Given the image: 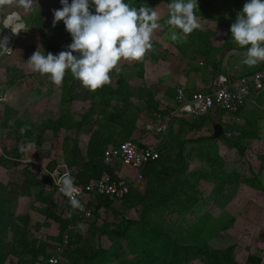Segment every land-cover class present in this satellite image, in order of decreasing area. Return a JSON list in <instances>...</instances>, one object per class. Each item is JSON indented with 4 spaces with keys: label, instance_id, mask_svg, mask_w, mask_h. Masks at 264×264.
<instances>
[{
    "label": "trees",
    "instance_id": "16d2710c",
    "mask_svg": "<svg viewBox=\"0 0 264 264\" xmlns=\"http://www.w3.org/2000/svg\"><path fill=\"white\" fill-rule=\"evenodd\" d=\"M158 1L125 0L126 3L137 7V9L141 6L153 9ZM163 1L166 5L170 2V0ZM221 1L223 9L229 3H234L235 0ZM218 3L219 0H198L196 15L202 17L205 10L218 14ZM39 16L40 23L37 26H43L41 35L48 38L53 30L59 31L58 39L47 44L46 55L49 52L57 55L61 51H66L67 46L72 43V39L65 30L63 22H57L53 27L52 21L50 26L46 27L43 13H40ZM167 18L168 15L159 21L165 28L170 27L165 23ZM209 35L210 33H202L197 29L187 35L186 39H189L191 44L198 43L199 52L197 54L201 58L210 59ZM152 45L155 46L153 43ZM142 66L143 63H139L140 77L143 76ZM76 81L70 71L66 73L60 86V107L62 108L58 118L56 120L45 119L39 125L42 130L51 132L56 138L63 132L59 149L64 167L74 168L82 171V174L89 175L86 180L77 181L79 184H83L90 178L91 180L99 179L103 171L106 170L101 159L108 145L117 146L125 140L134 141V135L143 131L142 128L137 127L138 121L153 125L147 130H155L154 116L156 113H165L166 108L160 110L151 90L143 87L139 90L138 99L143 100L147 106L144 109L145 112H142L140 107L129 102L130 95L121 93V90L126 87L123 79L119 78L116 82L117 89L103 86L95 92L91 91L93 100H97V102H91V107L88 110L75 115L71 112L70 105L73 101L72 88ZM116 97H122L118 100L120 105L112 104L111 99H116ZM261 98L264 97L261 96ZM241 109L242 106L236 113H230L219 107H214L205 110L196 117L190 116L191 121L187 123L189 130L201 133L194 139H183L176 128L173 130V124H170L167 138L172 140L174 147L170 144V146L168 145L169 149L164 151L165 143H161L162 146L157 150L158 159L145 165L142 169L144 187L139 190L131 186L128 193L120 200L96 194L90 195L87 205L92 208V216L87 221H81L75 214H71L68 218L58 217L48 207L39 209L38 211L42 215L53 219L58 224V236L50 239L51 243L42 242V248L34 246L33 236L29 233L24 237H16L12 243L5 245L8 231L3 219L12 216V203L6 197L7 189L0 185V264H40L53 254L55 247L61 248L58 264H191L196 260L202 264H239L233 255L234 246L215 249L208 243L209 237L213 236L216 231H227L232 227L235 222L232 216L226 215V221H224L225 218L223 220L214 219L206 213L187 230L179 228L178 221L183 213L191 211L205 201L206 195L200 190L201 182L212 184L211 197L221 194L227 187L241 184L264 194V186L260 182V176L264 173V154L256 156L258 170L254 173L250 169L251 177H245L235 169L227 170L225 161L218 155V144H222L226 150L234 152L240 158H244V162H246L248 150L246 144L259 139L257 121L253 116L245 117L242 125L234 122V118L240 117ZM95 114L102 116V119H99L98 116L95 117ZM225 116H228L229 120L223 122L222 118ZM176 120H178L177 117L174 118V122ZM181 122L184 124L185 120L182 119ZM215 123H220L223 133L218 138L212 139L210 138L212 126ZM34 126L31 122H14L18 138L16 137L13 148L1 149L5 156H13L15 161H12V164L14 166L20 164L16 160L23 158L27 155L26 153L30 152L33 155L39 153V148L44 142L42 134L37 135L32 131ZM85 126L88 128L83 129ZM177 126L180 131H183L180 123ZM22 129L26 130L21 131ZM81 131H85L87 134L91 132L88 134L89 139L84 155L77 150L76 139L70 133L74 132L77 135ZM167 133L162 136V139L166 137ZM164 140L166 141V138ZM33 144L34 146H32ZM173 150L176 151L175 156L172 155ZM188 152L193 155L191 159L187 157ZM4 159L6 157L2 154L0 157L2 166L6 162ZM191 161L198 164V167L193 171H189L188 168ZM32 165L33 163H28L24 169L27 170ZM248 165L250 166V164ZM44 167L49 173L47 178H50V173L58 170L57 160H50ZM111 168L107 167V171H110L109 174H111ZM40 171V167L35 166L34 172H29L32 178L30 186L37 204H43L47 194L51 195L56 191L51 180L40 177ZM117 203H120V206H117ZM66 206L71 205L67 203ZM123 209L136 211L138 218H127L123 215ZM100 211H110L115 220L109 222L104 219L99 224ZM77 225H82L84 231L97 243L87 248L82 247L81 235H72L69 229V227ZM68 230V239L64 241L63 235ZM102 238L107 240L108 247H103L100 244ZM9 247L12 249V260L8 253ZM245 250L248 251V254L243 264H261L262 259L259 255L249 252L248 247Z\"/></svg>",
    "mask_w": 264,
    "mask_h": 264
},
{
    "label": "crops",
    "instance_id": "0c3cea01",
    "mask_svg": "<svg viewBox=\"0 0 264 264\" xmlns=\"http://www.w3.org/2000/svg\"><path fill=\"white\" fill-rule=\"evenodd\" d=\"M37 1L43 5L45 4L44 5V7H46L45 11H48L49 8L54 9L56 6L58 7V9L61 8L60 0H37ZM37 1L36 3H38ZM221 2L222 1L219 0L218 14H216L214 11L205 10L202 17L197 16L198 22L201 25V27L197 30L201 31L202 33H210L208 38L209 45L211 48L210 59L201 58L200 56H198L197 54L199 52L198 43L191 44L189 39H184L183 35L180 33V30L173 29V31H176L177 34L181 36L180 40L173 41L170 38L171 33L169 31L171 26L168 28L163 27L162 29L155 30L153 34L159 33L160 36L163 37L165 36L164 40L162 41L163 38L161 37L160 40L159 38L157 40H153L152 38V43L155 44V46L152 49L161 50L159 51L160 56L158 57V53L149 52L146 53L144 58L139 61L121 60L118 63L117 69H114L110 73L112 82L108 85H105V87L111 89H117L116 82L119 78H122L126 89H122L121 93L123 92L124 95H130L131 98L129 99V102L131 101V104L140 107L142 112H145L144 109L147 105L143 100L138 99L139 90L143 87L146 89H150L154 95V100L159 104V109L164 110L166 108L165 113H156V114L167 115L170 111H173L174 108L176 107L174 96L177 87H183L186 94H190L194 92L208 93L212 91L213 88L215 87V83L219 75L226 76L230 81H232V83H234L239 77L247 74H251L253 71L257 70L261 66L263 61L258 62L254 66H247L242 64L241 61L243 59V53L246 51V48H240L232 40L231 32L229 30L231 24L235 22L237 13L242 10L243 5L246 2H248V0H235L234 3H229L223 9L221 6L222 5ZM69 3H71V0H69ZM153 9L157 11V13L159 14L160 20L168 15V8L163 0H159L154 5ZM34 12H36V10H31V6H26L22 2V0H10L9 3L0 5V43L3 33L7 30H12L13 26L15 28H18V32H19L18 37L14 40L13 54H11L10 56H6L3 54L0 48V98H1L0 139H2L1 142L4 144L1 146V148L5 150H9L7 148L8 147L7 142H9L10 144L11 138L14 139V144L16 141V137L18 138L17 133H15L16 132L14 127L15 121L33 123L35 126L34 128H32V131H34V129L37 126L40 127V125H36L35 123L39 122L40 124L43 120H45V118L42 117L41 120L38 119L34 120L32 118L36 116L38 118L39 116V114L34 115L35 113H31V114L29 113L33 109L32 107H36V105L39 104L38 103L39 100L28 101L30 99L29 96H31V94L26 93V88H28L29 85V83H27V80L29 79L28 76H30V78H35V77L38 78L40 76L42 79L44 78V76L33 71L28 72L26 69L25 71H23V69H20L18 71L15 68H14L15 70L12 69L13 63L15 64V67L17 66L16 63H18L19 65L20 63H24L21 61L22 58L20 56L22 53L20 51L21 47L19 46L20 44L23 43L22 39L31 40L28 34H25V32L28 30V27L26 26L24 19L26 20V18H30ZM39 13L42 12L40 11ZM43 15H44L43 18L44 20L49 17V15H46L45 13H43ZM38 23L40 22H35L34 26L38 28L41 33L43 26L42 25L37 26ZM44 23L46 25L45 21ZM19 38L20 40H18ZM45 39H46L45 37L42 38L43 44H46L44 42ZM17 40L18 42H16L15 44V41ZM141 62L143 63L142 66L143 76L140 77V71H139L140 69L138 65ZM132 70L134 72H132ZM45 81L46 83H44L43 85L45 84L47 85L45 86L46 90L44 93L42 91L40 92L39 91L40 89H34L31 86L29 87V90L33 91L34 94L37 95L39 98H42V100H46L47 104L49 103L50 100L49 96L53 94L52 93L50 95H46V93L48 92L47 89L51 88L52 90H57V92H55L56 95L58 96V100H57L58 107L55 108L56 114H53L54 113L53 110V111H49L52 114V118L48 116V118L50 117V119L56 120L60 114V109L62 108L60 107L61 89L60 87L55 86L50 79H46ZM72 96H73V101L70 107H73L75 103L86 102L88 104V108L86 109L79 110L77 112L71 111L75 115L81 114L84 111L88 110L91 107V102L93 101L97 102V100H93L94 97L91 91L84 88L78 80L74 82V86L72 88ZM261 96L264 97V91L259 93L253 92L251 96L247 98L245 103L242 105L240 117L239 118L236 117L233 119L235 123L241 125L244 123L245 117L253 116V118L256 119L258 132H259V139L253 141V143L264 141L263 140L264 98H261ZM120 98L118 97H116V99L112 98L111 99L112 104L118 103L120 105L121 103L118 102ZM46 111L48 110L46 109ZM39 113L40 116H42L44 110L41 109ZM97 116L99 119H102V116L95 114V117ZM177 119L178 120L174 122V117L172 118L171 121V124H173L172 128L173 127L176 128L183 139H194L197 136L201 135L200 132L189 130L187 123H190L191 117L187 113L182 112L181 114H179ZM182 119L185 120L184 124L183 122H181ZM154 120H155V116H154ZM228 120H229L228 116L222 118L223 122H226ZM178 123H180L183 131H180L179 127L177 126ZM181 123L183 124V126ZM8 124H12V130L9 129L8 133H6L4 129L8 128ZM136 125L138 128H142L143 131L137 132L134 135L133 142H135L137 145H140V147L152 146L155 147L157 150L160 146H162L161 143L163 139L161 135L155 133L154 129L147 130L148 128L153 127V125H147V123L143 121H138V124ZM87 128L88 126L83 127V129H87ZM85 133L86 132H84V134ZM81 134L82 131L76 136V138H79ZM88 134L87 133L85 134V136L87 137L86 142L84 146L80 148L81 150L83 149L82 151H80L83 155L89 139ZM72 135L73 134L71 133V136ZM77 142L78 141L75 140V143ZM169 142L174 147V143L172 142V140L169 139ZM164 143L165 146L163 150L166 151L169 149L170 144L168 146L166 141ZM77 145L79 147V142L77 143ZM220 145L221 147L226 149L225 146L219 144L218 145L219 156H220L219 153ZM175 152H174V156L176 155ZM2 154L4 157H6V159H4V161L6 160V162L3 166L0 165L1 168L3 169L6 168L7 162H9L12 167L21 166V164H19L18 166H14L12 164L13 163L12 161H15L12 155L5 156L4 152H2L1 155ZM187 157L188 159H191L193 155H191L190 152H188ZM23 158H19V160L16 161H19L21 163V161H23ZM29 161H28L29 163L33 162L32 159ZM113 167H114L113 170H116L117 172L120 173V175H124L130 181L134 182L132 183L133 188L141 190L144 187L143 177L141 178L140 181L137 180L135 181L134 180L135 173L133 177H130L126 173L125 169H130V168L128 167L122 168L123 165H121L120 162L118 163L116 162ZM24 168H23V173L25 175L30 176L28 183L29 189H26L25 193L19 192L17 195L12 194V199L8 198L7 196L8 194H6L8 201L12 203L11 205L12 216L3 219L5 228L8 231V239L6 241L7 242L6 244L12 243V241L16 237H24L27 236L29 233L33 236L34 246L37 248H42L41 247L42 242L47 244L51 243L52 240L50 239H53L54 237L58 236V224L53 219H50L42 215L38 210L42 209L43 207L44 208L48 207L53 214L58 215V217L60 216L61 218H68V216L74 213L70 210L71 206L68 207L66 206L68 202L64 199V197L57 195L56 192L51 195L47 194L44 203L42 202L43 204L35 203L34 200L35 197L33 195L30 186V182L32 181L31 180L32 178L29 172L32 173V170H26ZM57 169L59 170L67 169L64 167L63 160L61 163L59 161L57 162ZM40 170L43 173L42 175L40 171V177L45 178L47 180H51L50 182L52 183L51 177L47 178V175L49 173H47L45 167L41 166ZM67 170H70L75 180L79 182L86 180L87 177L89 176L87 174H82V171L76 170L74 168ZM141 175H142V171H141ZM17 198L28 199V202L25 204V206H23L25 210H22L23 207L22 208L18 207L19 200ZM17 213L19 215H17ZM32 215L40 217V219L33 220ZM10 220H12L11 224H10ZM75 229H76V233H71ZM80 229H82V227H78V225L72 226V231H70V233L72 235L79 234L83 239L84 235L82 234ZM37 243H40V246H38ZM11 250L12 249H10L9 247L8 253H10L9 254L10 259L12 260Z\"/></svg>",
    "mask_w": 264,
    "mask_h": 264
},
{
    "label": "clouds",
    "instance_id": "9594fccd",
    "mask_svg": "<svg viewBox=\"0 0 264 264\" xmlns=\"http://www.w3.org/2000/svg\"><path fill=\"white\" fill-rule=\"evenodd\" d=\"M9 2L0 0V5ZM22 2L31 6L35 0ZM60 4L61 8L53 10V27L62 21L72 43L57 55L51 52L45 55L38 46L26 62L31 71L47 75L57 87L62 85L69 71L92 92L110 84V73L117 69L118 63L121 60H142L153 47V32L164 26L159 22L157 11L147 6L137 9L125 0H71V3L60 0ZM167 8L165 23L171 26V40L181 39L173 29L180 30L186 39L188 34L201 27L196 15L198 0H170ZM229 30L232 40L240 48H246L242 64L254 66L264 61V0H248ZM3 50L11 51L4 46ZM57 176L55 184L67 197L72 209L85 212L73 176L67 171L57 173Z\"/></svg>",
    "mask_w": 264,
    "mask_h": 264
},
{
    "label": "rangeland",
    "instance_id": "374dc122",
    "mask_svg": "<svg viewBox=\"0 0 264 264\" xmlns=\"http://www.w3.org/2000/svg\"><path fill=\"white\" fill-rule=\"evenodd\" d=\"M36 1L37 0H35V3L31 5V10H36V12H34L30 18H26V20L24 19L26 26L28 27V30L25 32V34H28L31 40L22 39L23 43L20 44L19 47H21L20 51L22 53L20 56L22 58L21 61L24 63H20V65L16 63L17 65L16 67L14 63L12 64L13 65L12 69L15 68L17 71L20 69H23V71H25L26 69L28 72H32L28 68L26 62L31 57V55L37 50L38 46L42 48L43 52L46 55V47H47L46 44H48L50 41H54L58 39L59 31L55 29L48 36V38L45 37L46 39L44 40V42L46 44H43L42 38L44 37L41 35L39 29L34 26L35 25L34 21L40 22L39 12L41 11L42 13L49 15V17L44 20L46 22L47 27H49L50 23L53 21L51 20L53 17V10L58 9V7L56 6L54 9L49 8L48 11H45L46 9V7H44L45 4L43 5L38 1H37L38 3H36ZM158 34L157 33L152 34L153 40H157L158 38L160 40L161 38H163L162 39L163 41L165 36L164 37L160 36V34L158 36ZM18 40H20V38ZM18 40L15 41V44L16 42H18ZM159 51L161 50L151 49L147 53L149 52L158 53V57H159L160 56ZM132 72L134 71L132 70ZM43 76H44L43 79L40 76L38 78L37 77L30 78V76H28L29 79L27 80V83H29V85L28 88H26V93L31 94V96H29L30 99L28 101L39 100L38 101L39 104L36 105V107H32L33 109L31 110V112H29L30 114L35 113L34 115L39 114L38 118L37 116L32 117L34 120L36 119L41 120V117L45 119L46 118L50 119V117L52 118V114L49 111L54 110L53 114H56L55 108L58 107L57 105L58 96L55 93L57 92V90H52L51 88L47 89L48 92L46 93V95H50L53 93L52 95L49 96L50 100L48 104L46 100H42V98H39L37 95H35L33 91L29 90V87L31 86L34 89H40L39 91L40 92L42 91L44 93L46 90L45 86L47 84L45 85L43 84L46 83L45 80L49 78L47 75H43ZM86 108H88V104L86 102L75 103L73 107H70L71 111L73 112H77L79 110H83ZM41 109L44 110L42 116H40L39 113ZM46 109L48 111H46ZM48 116L50 117L48 118ZM35 124L39 125V122H36ZM9 129L12 130V124H8V128H5L4 130L6 131V133H8ZM34 132L37 135L42 134V140L44 142L41 148H39V153L36 155H33L30 152L26 153L27 155L24 156L23 161H21L20 163L21 166L19 167H12L9 162L6 163L7 166L6 168L3 169L0 167V183H1L0 185L7 189L8 191L7 196L10 199H12V194L17 195L19 192L25 193L26 189H29L28 183L30 176L25 175L23 173V168L26 165H28V163L30 162L29 160L31 159L33 160V162H31L33 163V165L29 167V169L27 170H32V172H34L35 166L37 167L39 166L41 168V166L47 165L52 159L53 160L56 159L57 162L59 161L60 163L62 162L59 146L61 143L60 139L63 136L62 134L63 132H61L57 138L54 137L51 134V132L44 131L39 126H37L34 129ZM84 132L82 131V134L79 136V138H76L78 134L76 135L74 134V132H70L73 134L72 136L79 142V147L77 145L78 142L76 143L78 151L83 150V149L81 150L80 148L84 146L87 139V137L85 136L86 133L84 134ZM167 137H168V133L164 138H166L167 144L169 145L170 142ZM1 140L2 139H0V156L2 153L1 146L4 145L1 142ZM162 142H165V140ZM13 145H14V139L11 138L10 144L9 142H7V146H8L7 148L10 149L13 147ZM246 146L248 148L246 152V159H245L246 162H244V158L242 159L234 152L224 149L223 147H221V145L219 146L220 147L219 153H220V157L226 163L227 170L235 169L237 171H240V173H242L243 176L251 177L250 169L254 173H256L258 170V161L256 159V156L259 154H264V141L257 143L251 142L246 144ZM173 154H174V150L172 151V155ZM247 163L250 164V166ZM124 167L125 166H123L122 168ZM197 167L198 164L191 161L188 168L189 171H193ZM125 171L130 177L134 176L135 172L133 170L125 169ZM260 182L262 186H264V173L261 174L260 176ZM212 187L213 186L210 183H205V182L200 183V190L203 192L204 195H206L205 201L197 205L191 211L185 212L181 215L180 220L178 221L179 228H181L182 230L190 229L206 213L211 215L214 219L223 220L225 218L224 221H226V217H227L226 215L232 216L235 219V222L232 225V227L227 231H221V232L216 231L213 236L209 237V241H208L209 245L215 249H225L229 246H234L233 255L236 262L239 264L244 263L245 257L248 254V251H246L245 249L246 247H248L250 249L249 252L256 253L257 255H259L262 259L261 264H264V194L260 191L253 190L241 184L233 187H227L225 191L222 192L221 194L217 195L216 197H211L210 192L212 190ZM17 199L19 200L18 207L21 208L25 206V204L28 202V199H23V198H17ZM117 206H120V203H117ZM23 208L22 210H25V208L24 209ZM17 215L19 214L17 213ZM123 215L131 219L138 218L137 212L132 209L128 211L123 209ZM34 219L39 220L40 217L34 215L33 220ZM104 219H106L109 222L115 220L113 214L110 211H100V220L98 221V223L101 224V222ZM11 223L12 220H10V224ZM80 230L84 235L83 241L81 243L82 247L87 248L88 246L97 243L89 234H87L86 231H84L85 229L82 228ZM71 233H76V229L73 230V232ZM37 244L38 246H40V243ZM100 244L103 247L109 246L105 238H102L100 240ZM5 245L7 246V244ZM54 249H53V253H54ZM193 263L202 264L197 260L195 262H192L191 264Z\"/></svg>",
    "mask_w": 264,
    "mask_h": 264
},
{
    "label": "built area",
    "instance_id": "2783aa9c",
    "mask_svg": "<svg viewBox=\"0 0 264 264\" xmlns=\"http://www.w3.org/2000/svg\"><path fill=\"white\" fill-rule=\"evenodd\" d=\"M18 35V28L14 26L12 30H7L3 33L0 48L4 55L10 56L13 54V42ZM3 46L11 51H4ZM262 91H264V61L257 70L253 71L251 74L239 77L234 83L226 76L219 75L215 87L208 93L194 92L186 94L183 87H177L174 96L176 102L174 110L170 111L167 115H155V133L161 135V137L166 134L172 118L178 117L182 112L187 113L189 116L196 117L207 109L219 107L230 113H236L239 107L245 103L253 92L259 93ZM158 156L159 153L155 147H140L132 140H127L118 146L110 145L104 150L101 161L102 165L106 167V170L103 171L99 179H93L83 184H78L71 171L67 169L55 170L50 173V177L55 187L56 194L64 197L69 203L67 197L59 191V186L55 184V180L58 178L57 173L63 174L67 171L73 176L75 184L79 188L78 199L84 205L85 212L89 214L85 215V212L74 210L72 207L70 210L76 214L81 221H87L92 216V208L87 205L90 195L96 194L106 196L109 199L120 200L128 193L129 188L132 186V183H134L124 175H120L119 172L112 169L116 162H120L121 165L135 171L134 180L140 181L143 167L158 159ZM110 166L112 167L111 174H109L110 171H107V167ZM69 229L71 230L72 227H69ZM68 236L69 230L63 235V240L66 241ZM54 251V254L40 264H58L61 248L55 247Z\"/></svg>",
    "mask_w": 264,
    "mask_h": 264
},
{
    "label": "water",
    "instance_id": "95a60500",
    "mask_svg": "<svg viewBox=\"0 0 264 264\" xmlns=\"http://www.w3.org/2000/svg\"><path fill=\"white\" fill-rule=\"evenodd\" d=\"M223 133L222 126L219 123H215L212 126V135L210 138L216 139Z\"/></svg>",
    "mask_w": 264,
    "mask_h": 264
}]
</instances>
